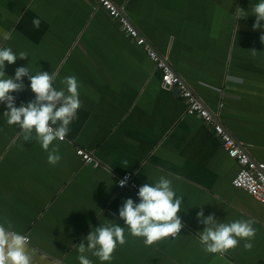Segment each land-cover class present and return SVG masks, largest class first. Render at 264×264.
<instances>
[{
	"label": "crops",
	"instance_id": "obj_1",
	"mask_svg": "<svg viewBox=\"0 0 264 264\" xmlns=\"http://www.w3.org/2000/svg\"><path fill=\"white\" fill-rule=\"evenodd\" d=\"M125 16L187 87L217 117L247 153L264 162V29L253 30L258 0H114ZM245 13L238 18L236 8ZM41 20L39 30L33 19ZM0 47L27 53L5 72L28 67L56 76L54 87L74 75L81 107L64 141L55 140L60 161L3 118L0 104V221L28 237L32 264H79L78 245L99 225L119 218L135 188L116 179L133 176L136 189L160 176L183 196L178 216L185 225L174 238L145 246L125 228L126 243L112 259L93 264H264V201L232 185L239 169L213 133L190 115L176 89L162 85V71L143 46L94 0H0ZM255 50V51H253ZM24 84H30L27 77ZM35 98L30 88L12 93ZM91 153L84 163L76 148ZM218 222L252 219L251 250L244 241L224 253H206L198 242L205 225L197 213Z\"/></svg>",
	"mask_w": 264,
	"mask_h": 264
},
{
	"label": "clouds",
	"instance_id": "obj_2",
	"mask_svg": "<svg viewBox=\"0 0 264 264\" xmlns=\"http://www.w3.org/2000/svg\"><path fill=\"white\" fill-rule=\"evenodd\" d=\"M243 13V9L236 8L238 18ZM251 13L255 16L253 30L264 29V0H258ZM32 23L39 30L41 20L34 18ZM2 38L8 40L10 36L5 33ZM260 40L264 43V34ZM17 58L23 60L28 56L24 51L15 53L10 47H0V104L6 108L3 118L8 125L20 129L17 135L22 136L24 141H30L34 136L42 149L48 152V163L55 165L61 157L57 154L58 146L49 150L50 145L55 140H65L70 131L69 125L77 118V111L81 107L77 78L74 75L65 76L61 80L64 87L58 90L54 87L55 74L47 71L39 70L33 74L28 67L22 66L15 69L14 77H9L5 72V62L12 65ZM24 77L30 81L27 86L23 82ZM26 87L35 94V98L27 103L21 102L17 107L16 97L12 93L24 91ZM127 180V176L121 179L117 187L126 186ZM137 195L138 203L128 198L119 208V218L124 221L125 227L112 222L99 225L85 237L86 246L84 242L78 245L79 264H93L89 253L101 262L110 261L117 245L126 243L125 228L131 236L142 238L145 246H152L165 238H174L180 233L185 226L178 216L183 196L177 195L171 179L162 175L154 183L140 186ZM197 219L205 225L199 233L198 242L206 253L222 254L236 248L240 241H244L246 250L252 249L256 236L254 220L218 222L214 214L205 216L202 208L197 213ZM27 241L28 237L15 231L6 217L0 221V264H32V257L26 251Z\"/></svg>",
	"mask_w": 264,
	"mask_h": 264
},
{
	"label": "built area",
	"instance_id": "obj_3",
	"mask_svg": "<svg viewBox=\"0 0 264 264\" xmlns=\"http://www.w3.org/2000/svg\"><path fill=\"white\" fill-rule=\"evenodd\" d=\"M94 1L95 7L104 9L111 18L117 20L121 30L127 36L135 39L137 44L143 46L149 58L162 71V85L176 89L177 93L187 103L186 112L190 115H198L203 121L212 125L213 133L219 140L221 146L229 157L235 159L239 166L238 171L231 180L232 185L242 188L256 199L264 201V162L252 158L245 148L232 137L230 132L218 121L217 117L200 101L192 90L187 87L186 83L171 68L167 61L147 44L145 37H143L137 27L124 14H122L120 7L114 2V0ZM16 106H20V102H18L17 99ZM76 154L81 157L84 163L94 162L91 153L83 148H76ZM94 164L97 165V162L95 161ZM126 176L128 177L126 186L118 187L135 188L134 195L138 198V189H136L133 176L130 173H123L118 176L116 179L117 185L118 182Z\"/></svg>",
	"mask_w": 264,
	"mask_h": 264
},
{
	"label": "water",
	"instance_id": "obj_4",
	"mask_svg": "<svg viewBox=\"0 0 264 264\" xmlns=\"http://www.w3.org/2000/svg\"><path fill=\"white\" fill-rule=\"evenodd\" d=\"M122 14H125L123 11H122ZM129 19V18H128ZM130 20V19H129Z\"/></svg>",
	"mask_w": 264,
	"mask_h": 264
},
{
	"label": "rangeland",
	"instance_id": "obj_5",
	"mask_svg": "<svg viewBox=\"0 0 264 264\" xmlns=\"http://www.w3.org/2000/svg\"><path fill=\"white\" fill-rule=\"evenodd\" d=\"M2 36V33H0V37Z\"/></svg>",
	"mask_w": 264,
	"mask_h": 264
}]
</instances>
